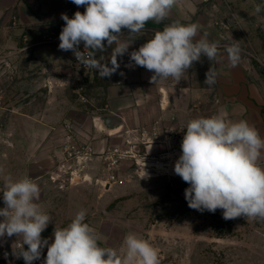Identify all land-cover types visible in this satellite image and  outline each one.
Segmentation results:
<instances>
[{"label": "rangeland", "instance_id": "374dc122", "mask_svg": "<svg viewBox=\"0 0 264 264\" xmlns=\"http://www.w3.org/2000/svg\"><path fill=\"white\" fill-rule=\"evenodd\" d=\"M5 34L0 32V44ZM33 43L11 41L0 48V209L5 178L28 176L40 186L37 203L51 217L41 234L50 243L55 227H66L86 210L85 222L102 247L119 250L125 236L136 233L159 249L160 264H264V220H225L222 209L189 208L184 194L189 185L174 172L187 123L213 116L209 100L191 102L184 117L171 114L151 127H137V86L122 110L108 102L107 89L125 80L126 64L110 77L60 83L44 78L48 71L38 64L30 66L23 51ZM96 117L108 126L101 127ZM119 123L124 127L115 128ZM69 144L93 149L89 158L72 160L73 173L67 165L60 169ZM19 243L15 235L0 237V264H25L14 254ZM46 253L43 249L32 264H44Z\"/></svg>", "mask_w": 264, "mask_h": 264}, {"label": "clouds", "instance_id": "9594fccd", "mask_svg": "<svg viewBox=\"0 0 264 264\" xmlns=\"http://www.w3.org/2000/svg\"><path fill=\"white\" fill-rule=\"evenodd\" d=\"M86 6L72 18L62 14L65 25L59 35V49L72 51L76 60L92 68L101 78L110 77L120 67L117 57L128 52L131 44L119 42L121 29L129 35L145 30L149 21L159 24L168 18L177 0H71ZM260 6L256 7L259 12ZM197 23L182 24L179 20L155 31L151 39L130 53L135 65L154 72L152 81L169 77L179 82L202 56L211 62L223 59L220 44L200 35ZM104 41L113 49L108 63L97 52L106 51ZM81 42L85 53L79 50ZM227 60L236 67L241 59L238 43L225 45ZM219 62V61H218ZM211 68L205 84L216 82ZM226 112L211 117L190 120L181 143L182 154L174 166L176 175L189 185L185 199L191 209L215 213L223 210V218L231 220L244 216L264 220V138L246 120L232 121ZM144 172L141 179L146 178ZM5 207L0 209V237L13 235L22 238L16 257L25 264L41 258L47 247L44 264H160L159 249L136 233H128L121 249L102 247L100 237L85 222L86 210L76 213L71 222L53 231L54 240L42 239L41 234L51 222L37 201L41 189L37 182L25 176L5 178L2 192ZM27 245V249L24 248Z\"/></svg>", "mask_w": 264, "mask_h": 264}, {"label": "crops", "instance_id": "0c3cea01", "mask_svg": "<svg viewBox=\"0 0 264 264\" xmlns=\"http://www.w3.org/2000/svg\"><path fill=\"white\" fill-rule=\"evenodd\" d=\"M258 5L261 10L256 12ZM85 7L71 0H0V32L9 33L4 35L6 40L0 48L10 46L7 44L11 41L36 42L51 32L60 34L65 25L62 14L72 18L77 11L83 13ZM177 20L185 25L199 24L200 35L208 33L210 41L220 44L223 59L210 62L202 56L179 82L171 77L153 82L154 72L135 65L130 53L152 38L156 31L153 26L164 27ZM121 33L118 41L131 44L127 53L117 57L120 66L121 62L127 65L122 66L126 78L108 87V96L111 95L108 102L122 110L130 100L127 94L137 86V127L145 124L151 127L171 114L184 117L189 114L191 102L209 100L213 115L223 111L232 121L246 120L264 138V0H177L161 23L149 21L140 33L129 35L128 29H121ZM233 43H238L242 50L236 67L230 66L225 51V45ZM104 44L106 51L97 52L96 59L103 57L101 62L111 66L109 60L117 45L109 47L107 41ZM58 46L54 42L41 43L23 52L28 54L31 67L38 64L42 71H48L44 78L60 79V83H66V79H93L73 65L72 51H62ZM210 68L217 74L213 89L204 83ZM117 114L126 118L124 113L117 111ZM260 164L264 167V156Z\"/></svg>", "mask_w": 264, "mask_h": 264}, {"label": "built area", "instance_id": "2783aa9c", "mask_svg": "<svg viewBox=\"0 0 264 264\" xmlns=\"http://www.w3.org/2000/svg\"><path fill=\"white\" fill-rule=\"evenodd\" d=\"M59 35L60 34H58L56 32H51L49 35L43 37L42 39H40L36 42H34L32 45H37V44H41V43H48V42L49 43L54 42V43L59 44L60 43ZM79 50L84 51L85 53H87L89 51L88 49H84V43L83 42H81V44L79 45ZM102 63H105V62H102ZM73 65L77 69L84 71L86 74H88L92 78H101L99 76V74L96 73V71L94 69H92V68L85 69L81 65V62L76 60L75 56H73ZM66 151H67L66 158H64V161L62 160L63 161L61 163L62 167L60 169L61 170L64 169L67 165L70 168L68 170H71L72 173H73L72 168L73 167L76 168V166L73 165V161H72L75 157H80L83 160L85 157L89 158L93 153V149L91 146H87V145L86 146H78V145H74V144L73 145L69 144L67 146ZM78 154H80V155H78ZM77 163L82 164L80 162V159L77 160ZM43 239H48V238H43ZM49 243H50V241H49ZM21 246H22V243H19L18 248H21ZM44 249L47 251V247H45Z\"/></svg>", "mask_w": 264, "mask_h": 264}, {"label": "water", "instance_id": "95a60500", "mask_svg": "<svg viewBox=\"0 0 264 264\" xmlns=\"http://www.w3.org/2000/svg\"><path fill=\"white\" fill-rule=\"evenodd\" d=\"M98 120H100V121H98ZM110 120H111V116L107 117V118H106V124H110ZM96 121H97V124H100V126L103 127V128L106 127V126H108V125H105V124L103 123V121H102V117H101V119H100V117H99V119H98V117H96ZM109 126H112V125H109ZM120 127H124V124H123V123H119L115 128H120ZM7 252H8L9 254L12 253V250H11V247H10V246H8V248H7Z\"/></svg>", "mask_w": 264, "mask_h": 264}]
</instances>
